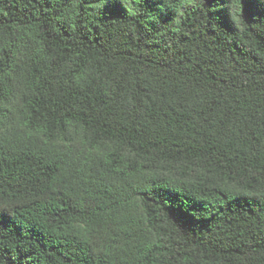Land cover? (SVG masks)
<instances>
[{
  "label": "trees",
  "instance_id": "obj_1",
  "mask_svg": "<svg viewBox=\"0 0 264 264\" xmlns=\"http://www.w3.org/2000/svg\"><path fill=\"white\" fill-rule=\"evenodd\" d=\"M0 264H264V0H0Z\"/></svg>",
  "mask_w": 264,
  "mask_h": 264
}]
</instances>
